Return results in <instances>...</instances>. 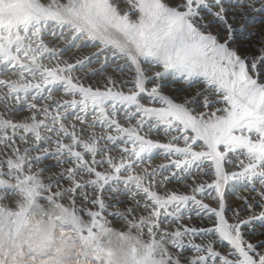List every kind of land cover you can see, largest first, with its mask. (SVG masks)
<instances>
[{"label": "snow or ice", "instance_id": "snow-or-ice-1", "mask_svg": "<svg viewBox=\"0 0 264 264\" xmlns=\"http://www.w3.org/2000/svg\"><path fill=\"white\" fill-rule=\"evenodd\" d=\"M253 10L264 0H0V264H264L240 233L264 222V20L237 37ZM89 45L90 55L62 59ZM109 55L127 79L114 78L121 64L104 75ZM102 75L103 87L84 82ZM168 78L200 87L178 99L165 93ZM155 128L168 143L151 137ZM154 154L179 158L146 167ZM49 158L58 173L48 174ZM205 166L212 182L194 180L190 195L165 187ZM230 181L256 193L234 223ZM120 186L132 204L112 213L117 230L106 217ZM209 190L214 208L197 199ZM190 203L213 227L179 223ZM208 233L230 251L195 242Z\"/></svg>", "mask_w": 264, "mask_h": 264}, {"label": "rangeland", "instance_id": "rangeland-1", "mask_svg": "<svg viewBox=\"0 0 264 264\" xmlns=\"http://www.w3.org/2000/svg\"><path fill=\"white\" fill-rule=\"evenodd\" d=\"M264 20V17H253L250 19V25H257L260 24V21ZM238 38L243 37V33L238 34ZM85 50V49H84ZM124 66V72L128 70ZM126 67V68H125ZM128 76L130 75L129 71L126 73ZM131 87V86H130ZM188 92L182 93L183 96H186ZM147 98L145 100L141 101L142 103L146 102ZM124 115V113H123ZM176 134V133H173ZM151 137L154 140H158L160 143H168L171 137L169 135H166L165 132L161 128H155L152 129L150 133ZM184 141L179 140L176 142L177 147H183ZM179 157H169L165 158L162 154H154L152 161H150L146 167H154L157 165H166L169 163V159H178ZM234 165H228L233 171H236L239 169V160H236L234 157ZM54 163V162H52ZM55 164V163H54ZM54 169L51 171V174H55L59 172V168H57L55 165ZM65 167V166H61ZM173 171H176L179 173L178 169L175 168H168L164 170V175H167L171 177V174ZM210 169H208L206 166L203 170L192 167L189 169L186 173H179L178 176L171 178L169 181L166 182L165 187L169 192L175 191L177 194H191V189L188 187L193 183L194 180L205 182V183H211L212 182V176L210 175ZM54 172V173H53ZM208 173V174H206ZM259 185H257V188ZM251 186H245L241 182H234L230 181L228 185L225 187L224 192V198H225V218L229 221V223H234V212L238 209L237 203L241 200H243V197H247L250 194L255 197L256 193L252 190ZM211 194L205 193V194H198L197 199L201 200L202 203L208 204L210 207H216V201H215V192L212 190H209ZM108 199L112 201L114 207L110 208L108 210L109 214L106 217L110 223V225L117 229H121L122 221L120 220V217L118 215H113V212H118L122 210L125 207L131 206L132 199L128 195V191L123 187L120 186L119 192L115 195V198H113L111 195L108 196ZM113 199H116L113 201ZM79 206V203L78 205ZM187 210H190V208L186 207L183 209V218L179 221V223L185 225V226H194V227H204V228H211L213 227V221L216 219L214 216H212L210 213H208L206 210H201L197 206H193L191 215L187 213ZM253 211L257 215L260 214L261 209H247L242 210V217L244 219H248ZM195 213V214H194ZM199 213V215H197ZM177 227L176 224L172 225V228L175 229ZM242 240L245 242V244H252L255 246L257 253L264 252V222L260 221H253L251 224L248 225H242L240 229ZM207 238L205 239L204 236L198 237L195 239L196 243H199L201 240H204L205 243L208 242V240L212 241L213 247L216 249V251L220 252L222 255L225 252H229L231 249V246L227 243V241L221 240L218 236V234L208 233ZM190 251V250H189ZM251 254V253H250ZM238 253H235L232 258H235V256H238ZM240 259H243L242 257Z\"/></svg>", "mask_w": 264, "mask_h": 264}, {"label": "bare ground", "instance_id": "bare-ground-1", "mask_svg": "<svg viewBox=\"0 0 264 264\" xmlns=\"http://www.w3.org/2000/svg\"><path fill=\"white\" fill-rule=\"evenodd\" d=\"M253 17H264V12H259V11L253 10V11L248 13V15L241 21L242 23H245L247 25V29L248 30H242V29H238L237 30V36H238V34L243 33V37L242 38H238L239 40L246 41L248 39L250 31H252L253 29H258L259 28L260 24L250 25L249 21ZM55 30L57 32L59 31L58 28H56ZM253 39H255V37ZM77 43L79 44L80 42L78 41ZM95 51H96V49L93 48L91 45H89L87 48H85V50H80L79 48H73L72 51L70 53H67L64 57H62V59H68L69 56L79 57V56H83V55H90L92 52H95ZM104 60H105V56L101 55L100 56V61L103 62ZM108 63L110 64V67L108 68V72L105 73L104 75L111 74L116 69L117 64L124 65V61L123 60L118 59V58H114V57H112L110 55L108 56ZM126 73H128V70H126L123 74H121L119 72H116V75H115L114 78L117 79V81L123 80V79H127L129 76ZM80 74L83 75V73H80ZM97 80H99V82H100L98 86L103 87V83H104L103 75L102 76H94L91 79L85 80L84 82L86 84H95V82ZM164 85H165V93L168 94V95H175L178 99H183V98H185V97H187L189 95L194 94V92L200 87L199 85H197L195 88H186L182 83L175 82L171 78L166 79L165 82H164ZM130 86L131 85H128L127 87H130ZM125 90H127V89H125ZM184 92H188L186 94V96L182 95V93H184ZM147 102L148 101H146L144 103H147ZM152 106H157L158 107L159 104L153 103ZM119 118H121V119L124 118L123 112L120 113ZM183 146H184V143H183ZM52 162L55 163V160L52 159V158H49L48 161H47L48 166L51 169V171L54 169V166H53L54 163H52ZM246 162L247 161H245V163ZM62 166H64V165H62ZM51 171H50V173H51ZM50 173H48V174H50ZM115 200L116 199H113V201H115ZM242 204H243V200L239 201L236 204L238 209L240 208V206ZM193 206H195V205H192L191 203L188 206V208H190V210H187V213L189 215H191L192 212H194V210H192Z\"/></svg>", "mask_w": 264, "mask_h": 264}]
</instances>
